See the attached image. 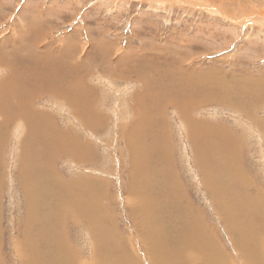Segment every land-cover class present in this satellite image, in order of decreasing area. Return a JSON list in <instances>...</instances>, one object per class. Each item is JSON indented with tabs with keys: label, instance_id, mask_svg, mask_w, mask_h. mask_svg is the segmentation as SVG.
Wrapping results in <instances>:
<instances>
[{
	"label": "rangeland",
	"instance_id": "374dc122",
	"mask_svg": "<svg viewBox=\"0 0 264 264\" xmlns=\"http://www.w3.org/2000/svg\"><path fill=\"white\" fill-rule=\"evenodd\" d=\"M240 1L0 0V86L19 71L23 74V88L31 93L28 96L33 101L29 107L23 106V114L13 103L0 106L1 264L21 263L15 241L24 228L22 176L32 188L34 207L52 203L50 197L57 192L56 184L70 185L77 192L83 188L85 194L97 196L100 210L85 212L86 221L79 218L84 211L71 207L76 222L70 225L67 237L77 264H112L122 253L136 254L140 264H153L141 239L147 229L141 226V218H146L147 223L162 219L160 216L163 234L177 237L174 245L178 256L183 251L185 257L198 251V245L194 250L190 245L181 249L193 241L185 229L191 232V223H197L199 228L202 226H193L199 232L197 238H207L214 255H221L218 259L222 262L211 264H264V241L261 246L255 241L250 244V239L239 241V233L229 228L228 212L223 209V213L203 180L204 171L189 135L191 126L185 123L192 117L198 124L234 140V169L240 164L238 170L251 183L247 192L264 204V28L257 22L245 26L225 17L257 14L258 10L252 13L250 7L264 10V0H250V4ZM244 2L250 11L240 14ZM229 5L232 12L226 8ZM46 55L52 59L54 69L30 67L28 59L44 60ZM166 71L174 72V78L166 76ZM185 74L192 85L203 82L201 88L185 90L186 84L179 82ZM175 78L174 84L170 80ZM168 89L174 91L165 94ZM175 93L182 94V98L186 93L191 98L183 102L179 97L177 104L173 100L177 99ZM161 94L171 95L167 103ZM182 105L189 108V114L181 111ZM33 113H43L46 127L39 125L27 138L32 125L24 120L22 131L18 115ZM161 121L166 138L160 131L146 135L144 141H158L162 151L167 149L170 162L166 161L165 169L169 178L160 180L159 186H139L137 192L148 201L145 217H141L130 202L134 197L130 188L132 151L137 147L134 138H143L144 125L157 122L161 127ZM136 125H140V131L135 130ZM55 136L68 144L56 142ZM200 151L205 156L203 147ZM155 158L149 161L155 162ZM210 160L207 166L214 171ZM20 163L23 170L19 171L16 166ZM158 166H162L161 160ZM58 175L61 182L55 180ZM38 184L40 187L35 189ZM61 193L59 197L64 195ZM165 193L176 199L171 206L163 203ZM223 196L230 197L226 192ZM37 215L40 219L41 215ZM256 218L252 227L259 230L258 241L257 236L264 238V209ZM243 224L244 229L248 220ZM205 250L209 252V248ZM194 255L190 257L196 259L188 264H209Z\"/></svg>",
	"mask_w": 264,
	"mask_h": 264
},
{
	"label": "bare ground",
	"instance_id": "6f19581e",
	"mask_svg": "<svg viewBox=\"0 0 264 264\" xmlns=\"http://www.w3.org/2000/svg\"><path fill=\"white\" fill-rule=\"evenodd\" d=\"M228 1H232V0H226V2H228ZM241 1L238 3H241ZM247 1L249 3L250 0H247ZM185 2H186V0H185ZM188 3L190 4V1ZM220 3H222V2H220ZM244 3H246V2H244ZM248 3L244 4L243 9L241 11L238 9V11H240V14H242L241 12L250 11V9H249L250 6H248ZM233 5H234V3H233ZM235 5L237 7L239 6L237 4H235ZM202 6H204L206 9L208 8L209 10L211 8L212 10H214V12L216 10L219 11V9H215L216 7L213 9L214 6L209 7L208 4L207 5L202 4ZM223 6H227V5L223 4ZM236 6H234V7L236 8ZM226 8L228 10H230V12H232L230 9V5ZM250 8H251L250 12H252V13L256 12L258 10L256 12L257 14H253L252 16H241V15H238L237 13H235V14H232L231 16H228L225 13H223V15L225 14L226 16L225 15L224 16L228 20H231L232 22L233 21L242 22L243 23L242 25L245 24V26L247 25L246 23H252L253 24V23L257 22V23H259V25H261L264 28V10L260 9V7H259V9L258 8L255 9V7L254 8L250 7ZM233 12H234V10H233ZM35 53H37V52H35ZM33 59H35V60H33ZM33 59H28L29 63L31 62L30 67L33 69H42L44 67H52V69H54V67L50 63L52 61V59L48 55H46L44 60L42 58H33ZM14 73H15V71L9 76V78H8V76L7 77L5 76L4 79L7 80V78H8V81H4L2 83V86H0L1 87L0 94H2V95H0V106L6 105V104L9 105V104L13 103L16 107H20V110H22L21 113L23 114V106L26 105L29 107L31 105L30 103L32 101V97H30L31 95L28 96V94H31V93L27 92V89L23 88L24 87L23 86L24 85L23 74L20 73L19 71H17V74H14ZM171 73H174V72H171ZM171 73L170 72L167 73V71H166L165 75L166 76L171 75L170 78H174V76ZM186 74H188V72ZM186 74H185V78L183 77V80L179 81L183 85L186 84L185 90L190 89L188 91L193 92V89L195 88V86H197L198 88H201V83H203V82H197L196 85L195 84L192 85L189 83V81H187L188 79L186 78V76H187ZM189 77H190V75H189ZM28 79L29 78H27V80ZM170 81L175 84L176 78L174 80L171 79ZM251 84H252V82H251ZM50 86H52V85H50ZM71 86H72L71 84L68 85V87H71ZM27 87H28V85H27ZM174 89H176V88H174ZM174 89H170V90L168 89L165 92V94L166 93L171 94L174 91ZM246 89H248V88H246ZM32 92H34V91L32 90ZM176 92H178V90H176ZM248 93H249V91H248ZM161 95H163V94H161ZM237 95H239V94H237ZM170 96L171 95H169V96L165 95V98L167 100H165L164 104L167 103L168 99H170ZM175 96H177V99H173V100L178 104L179 97L182 98L183 95L180 93H175ZM189 96L190 95H187L185 93L184 98H182L183 102H185L187 100L186 97H189ZM220 97H221V99L226 98L223 96H220ZM190 98H191V96H190ZM226 99H228V98H226ZM169 101H172V100H169ZM236 101H237V99H236ZM181 111H183V113H186V112L188 113L189 108L183 106V110H181ZM18 116H19L18 117L19 120L16 119L17 124L22 126V131H23L24 120H26V122H29L32 125V127L30 129H28V132H30V134L27 136V138L34 131L33 130L34 128L36 130L37 128H40L41 126H44V124L47 122V121L46 122L43 121L44 120L43 119L44 118L43 113L41 115H37V113L36 114L33 113V115L29 114L26 116H24V115H18ZM183 116L185 117L184 114H183ZM10 117H11V115H10ZM137 117L139 118V116H137ZM187 117H189V115H187ZM145 118H146V116H145ZM45 119H47V118H45ZM186 119H189V121L185 120V123L188 124L189 126H191V128L189 127V131H190L189 135L191 136V141L193 143L196 159L201 162V166H202V169L204 171L203 175H205V176L203 177L204 178L203 180H205V182L208 183L209 187L212 190L213 198H214V200H216L218 202V205L222 209L223 213H224V210L228 212V216L226 217V222L229 225V228H231L237 235L239 233V235L241 237L239 239V241H244V239H246V240L250 239V244H252L251 241H255L256 245L259 244L261 246V243L264 241V238L261 237L262 238L261 239L257 236L258 241L256 240V235H257L256 233L257 232L259 233V230L256 229V226L252 227V220H253V218L257 219L256 216L258 214V211H261L262 209H264V204L261 202V200L259 198H256L247 192L249 189H246V187L247 188L249 187L250 182L248 183V181L245 180L244 174L242 173V171H239L240 169L238 170V167L240 164H237V162H236L238 167L236 165L237 168L235 167L236 169H234V165H235L234 159L236 157L233 156V152L237 156V153H235L234 146H233L234 140L232 138L228 139L220 131H216L212 128H209L204 124H198L197 121H194L192 117H189ZM20 120H23V121H20ZM18 121H20V122H18ZM159 123H160L161 127L158 125L157 122H150V124H147V127H145V125H144V129L145 128L146 129L144 132L143 131L141 132V136H143V138H139L138 136L135 137L134 141L136 142L137 147L136 148L133 147V151L131 149L132 154H133V155L131 154L133 157L132 158L133 159V162H132L133 163V166H132L133 170L131 171V173H132L131 174L132 185L130 188H131V191L133 192L132 194L134 195V197L133 198L131 197L132 199H130V202L132 203V205H134L133 210L134 211L136 210L137 212H139V215L141 217H143L144 216L143 213L146 212L145 208L147 205L146 203L148 201L143 194H140L139 192H137V189H139V186L142 187L144 185H148L149 187H152V184L155 185L156 183L159 186L160 180L167 181V179L169 178L167 176V170L165 169L167 167L166 161L170 162L169 156L167 153V149L165 151H162L161 144L160 143L157 144L158 141L153 142V144H151L148 141H147L148 143H146L144 141V137L146 135H154V134L157 135V133H161L160 131H162L163 136L166 138V136H165L166 134L164 133V131H165L164 130L165 129L164 123L162 121ZM133 124H135V123H133ZM39 125H40V127H39ZM28 126L29 125H27V127ZM138 126L139 127H137V125L135 126L136 127L135 130L140 131L141 127H140V125H138ZM45 127L46 126H44V128ZM25 128H26V126H25ZM158 128H159V130H158ZM130 133H131V135L135 134L133 132H130ZM130 133H128V135ZM138 134H140V132ZM131 135H129V136H131ZM21 138L22 139L20 140V142H23V137H21ZM56 138H57V136H55V138H54V140H58L56 142H58V143L63 142L65 144H68V142H65L62 139H60L59 136L57 139ZM168 138H169V136H168ZM132 140H133V138H132ZM26 141L29 142L28 140H26ZM200 142H206V143L205 144L202 143V145H201ZM231 142H232V145H231ZM200 147H203V149H204L203 153H205V156L201 153ZM22 153H23V146L21 148V154ZM154 156L157 157L154 159L155 162H153V160H152V162H150L149 160H151V158ZM75 157H77V155ZM77 158H79V156ZM210 158L212 159V161L210 160ZM30 159H31V157L28 156L29 161H30ZM207 159L210 160L212 162V164L214 165L213 166L214 171L211 169L213 171L212 173H211V170L207 166ZM160 160L162 162V166H158V165H160ZM147 163H148V165H147ZM16 168L19 169V171H20V169L23 170V165L20 163L18 165V167L16 166ZM45 169H47V167ZM24 170H27V168ZM59 179L63 180L61 176H59V175L56 176L55 180L61 182V180H59ZM151 180H153L155 182H149ZM21 181H22V185H23L22 190L24 188L23 196H24V200H25V215H24V221H23L24 228L22 227L21 234H20L21 237L19 238V240L16 239V241H15V242H17L16 243V251H17V254L20 258V262H21L20 264H72L73 259H75L74 264H77L75 252L73 253L71 251L72 248H71V245L69 244L70 242L68 243V237H67L68 236L67 235L68 229L70 228V225L72 224V222H76V221H74L75 220L73 218L74 215L72 214V213H74L73 212L74 209L71 207L79 208L78 211H80V210L84 211L83 214L79 218H80V220L86 221L85 220V212H92L93 210L99 209L98 205H100V202H97V201H99L97 199V196H91V195L85 194L83 188L81 191L77 192L76 190H73V187L70 185L65 186L64 183H62V185L59 186V184H56V185H54V190H56L57 192L53 193V196L50 197L52 203L50 205H38V206L34 207L33 205H31L33 201L31 199L30 189H32V188H31V186H28V182H27L25 176L21 177ZM173 181L176 182L175 178L173 179ZM0 184H1V182H0ZM39 187H40L39 184L35 185V189H37ZM173 187H177V186L175 185ZM233 188H234V192L236 193L235 196H234ZM171 190H172L171 188H168L169 192H171ZM60 191L62 192L60 195L64 194L62 197H59ZM131 191H130V194H131ZM223 192L228 193L230 197L225 198L223 196ZM163 193H164V191H163ZM163 197H164L163 203L167 204L168 206H171L173 204V202L174 203L176 202L175 197L168 196L166 193L163 195ZM236 197L238 198V200L236 199ZM258 204L263 206V207L262 208L259 207ZM97 206H98V208H97ZM35 209H37V214L41 215L40 219H38V215L36 214V212H34V211H36ZM44 211L46 212L45 214H43ZM95 212H98V211H95ZM44 215L47 217H45ZM160 218H162V219H159L158 221L157 220L154 221L153 219L152 220L150 219L147 223H146V221H147L146 218H141V224H143L141 226L147 228L146 233H145L146 236L145 235L142 236L141 239L144 243V246H145L144 248L147 251L148 258L152 260L153 264H188V263H192L193 257H190V256L194 255V253L191 254L189 252V255L187 254V257H185V254L183 251V253L180 254V256H182V258L180 256H178V250L176 249V246L174 245L177 241V237L168 236L167 233L163 234L164 230H163V227L161 226L163 217L160 216ZM143 220H145V221H143ZM247 220H248L249 225L246 224L245 226H247V227H245L243 229L242 224L244 222H246ZM95 221H98V220H95ZM263 222H264V220H263ZM90 225L94 229L97 228L96 225H92V224H90ZM193 226L199 228L197 223L196 224L191 223V232L187 231L185 229V232H187V234H189L190 238H192L193 241L188 243V244L186 243L183 246L184 248L182 247L181 249L185 250L190 245L189 247H191V248L193 247V250H194V248H197L196 245H198V248H197L198 251H195L196 256L199 255V258L203 259L207 263L209 262V264L218 262L217 260H219L218 258L221 257L220 254L222 252L220 251L221 253L217 254L220 256L216 257V255H214V253H213V250L212 251L210 250L212 245L211 246L208 245L209 241L207 243V238L205 239L206 235L204 234L205 240L201 239V237L198 239L197 236H199V232L195 231ZM236 226L238 227V232H237ZM87 228H88V226H87ZM199 229H202L201 224H200ZM39 232H43L44 234L39 233ZM89 232H91L90 229H89ZM201 233L203 235V232H201ZM183 236L184 235H182V237ZM182 237L180 236V238H182ZM181 241H183V240H181ZM210 241H211V239H210ZM235 242L238 243L237 240ZM208 246H210V247H208ZM177 248H180V247H177ZM203 248H205V249L209 248V252H207ZM260 249H259V251H260ZM218 251H219V249H218ZM1 252L2 251H1V244H0V254H1ZM70 252L72 255L70 254ZM204 252L207 254H205ZM210 253H212L213 256ZM135 255L122 253L116 259H113L114 263H112V264H137V263L140 264V262L137 259V256L135 257ZM109 256H111V255H109ZM72 257H73V259H72ZM199 258H197V259L199 260ZM193 259H196V257ZM111 260H112V258H111ZM220 261L222 262V259L219 260V262ZM78 262L79 263L81 262L79 258H78ZM83 263H84V261H83ZM0 264H1V261H0ZM93 264H95V263H93Z\"/></svg>",
	"mask_w": 264,
	"mask_h": 264
}]
</instances>
